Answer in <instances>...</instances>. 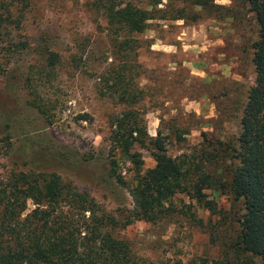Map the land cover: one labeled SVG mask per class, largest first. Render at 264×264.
Returning a JSON list of instances; mask_svg holds the SVG:
<instances>
[{
  "label": "rangeland",
  "instance_id": "obj_1",
  "mask_svg": "<svg viewBox=\"0 0 264 264\" xmlns=\"http://www.w3.org/2000/svg\"><path fill=\"white\" fill-rule=\"evenodd\" d=\"M97 4L0 0V11H9L0 33V181L32 173L84 195L102 226V215L112 219L110 233L136 264L224 260L233 230L220 216L231 213L228 192L201 191L219 211L211 215L192 185L204 170L223 181L233 162L254 77L252 14L244 0H214L221 9L160 0L158 18L134 34L107 21ZM49 51L57 56L54 66L47 64ZM127 111L143 133V144L134 145L142 170L153 166L149 139L156 138L188 169L154 222H128L127 189L109 175L114 159L115 174L134 178L132 165L110 154L108 144L112 119ZM83 205H70L74 218ZM33 207L27 201L24 213Z\"/></svg>",
  "mask_w": 264,
  "mask_h": 264
},
{
  "label": "trees",
  "instance_id": "obj_2",
  "mask_svg": "<svg viewBox=\"0 0 264 264\" xmlns=\"http://www.w3.org/2000/svg\"><path fill=\"white\" fill-rule=\"evenodd\" d=\"M181 1L192 8H222L213 5L214 0ZM97 2L106 20L127 33H141L160 12L156 9L160 0H148L145 5L135 0H118L117 5L113 0ZM244 3L255 26L250 45L254 77L242 101L233 162L223 181L204 170L196 175L192 185L197 203L211 215H218L219 211L201 191H217L218 187L227 190L231 213L220 216L233 229L224 243L229 255L225 254L224 260L206 259L200 264H250L252 258L264 264V0ZM8 20V9L1 10L0 33ZM46 53L48 66H54L56 54ZM111 126L109 153H118L133 167L134 178L125 182L120 174H115L116 161L110 160L109 175L127 189L131 201L127 220L130 222L132 217L154 222L163 217L164 204L181 188L188 169H183V162L168 156L163 142L156 138L149 139L153 166L142 170L143 161L134 145L143 144V133L132 111L114 117ZM38 177L32 173L12 174L0 181V264H136L126 243L110 233V217L102 215V226L101 216L94 213L84 195L60 186L55 179L42 177L44 180L39 181ZM27 201L34 207L24 213ZM78 204L84 205L74 218L70 208H77ZM85 212H90L87 217Z\"/></svg>",
  "mask_w": 264,
  "mask_h": 264
}]
</instances>
